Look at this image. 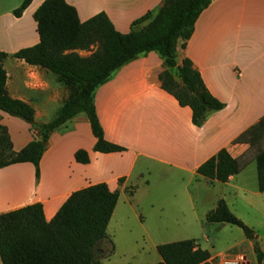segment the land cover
I'll use <instances>...</instances> for the list:
<instances>
[{
  "label": "crops",
  "instance_id": "crops-1",
  "mask_svg": "<svg viewBox=\"0 0 264 264\" xmlns=\"http://www.w3.org/2000/svg\"><path fill=\"white\" fill-rule=\"evenodd\" d=\"M64 1L76 10L80 22L104 13L120 34H127L134 21L156 11L162 3V0ZM22 2L0 0V52L7 55L2 62L5 88L9 97L33 109L35 123L47 124L51 122L49 111L53 109L57 115L68 98V90L51 72L13 58L19 50L39 42L33 14L44 0H32L17 18L13 11ZM184 60L199 73L205 88L224 105L223 109L211 112L201 127L194 126L190 108L179 106L161 88L160 56L153 51L142 54L115 70L93 93V107L103 138L125 151L108 154L94 151L96 139L88 119L82 114L71 118L51 133L39 160L38 177L30 163L0 168V214L40 204L46 222H50L72 193L104 183L111 192H117L118 199L106 238L95 247V258L99 264H123L119 258L123 254L117 255L112 242L115 233L109 235L108 230L113 223L117 226L115 232L122 229V219L116 217L121 197L126 208L133 209L132 181L142 179L150 168H157L161 175V181L154 184L157 191L164 195L179 188L182 200L166 203L159 195L147 198L148 208L156 212L151 217L154 223L150 233L193 237L202 229V220L205 224L227 226L204 220L219 201L251 231L264 222V193L257 189L253 161L225 183H210L196 174L198 167L221 149L235 160L247 157L248 144L234 141L264 117V0H211L196 18L183 47L179 44L176 48L177 64ZM0 125L6 128L13 153L37 137L26 122L2 111ZM78 150L88 154V163L76 162L74 155ZM250 167L253 181H246L245 173ZM184 175L189 176L187 180ZM126 193L131 196L126 197ZM169 220L174 221L172 226ZM252 239L243 234L231 250L248 244L257 264H264V241ZM186 240L194 241L193 238L181 241ZM255 249L262 255L261 261L257 260ZM245 253V249L235 254L209 253V263L242 258L251 264Z\"/></svg>",
  "mask_w": 264,
  "mask_h": 264
},
{
  "label": "trees",
  "instance_id": "trees-1",
  "mask_svg": "<svg viewBox=\"0 0 264 264\" xmlns=\"http://www.w3.org/2000/svg\"><path fill=\"white\" fill-rule=\"evenodd\" d=\"M210 1L162 0L156 11L134 21L127 34H120L104 13L80 22L76 10L64 0H44L33 14L38 44L19 50L13 58L54 74L68 90V98L54 120L47 124L35 123L33 109L7 94L6 72L2 66L7 55L0 52V111L26 122L37 136L19 152L13 153L6 128L0 125V168L30 163L38 177L39 160L51 133L80 114L88 119L96 139L94 151L104 154L125 151V148L103 138L93 107V93L119 67L151 51L163 61L164 70L159 74L161 88L172 95L179 106L189 107L192 124L201 127L211 112L223 109L224 105L209 94L199 73L188 60L177 64L176 42L179 39L183 47L192 33L196 18ZM31 2L23 0L13 11L14 16L20 17ZM152 16L155 17L147 28L138 30ZM93 47H97L95 61L90 69L81 71L80 66L89 60L80 57L77 52L89 51ZM171 72L179 80L176 84L169 78ZM168 78L178 92L164 81ZM196 92L203 98V104L196 98ZM234 142L248 144L247 157L235 160L225 149H221L200 165L196 174L210 183H225L253 161L257 189L264 193V117ZM74 158L80 164L89 162L88 154L83 150H78ZM117 199V192H111L106 184L100 183L72 193L50 222H46L40 204L0 214L1 264H99L95 258V247L106 238ZM204 220L206 223L235 226L242 230L246 238H253L251 229L237 219L223 201H219ZM156 252L161 259L156 264H210L209 253L192 240L158 245ZM255 253L257 260L261 261V253L257 249Z\"/></svg>",
  "mask_w": 264,
  "mask_h": 264
},
{
  "label": "rangeland",
  "instance_id": "rangeland-1",
  "mask_svg": "<svg viewBox=\"0 0 264 264\" xmlns=\"http://www.w3.org/2000/svg\"><path fill=\"white\" fill-rule=\"evenodd\" d=\"M155 15V14H153ZM155 16L150 17L146 20L138 30L147 28V26L153 21ZM177 46L179 45V39L176 42ZM97 47H93L89 51H78V55L82 58H87L89 62L84 63L80 66L81 71L90 69L92 67V62L95 61L94 54L97 52ZM164 67L162 69V72ZM168 73V72H167ZM170 75V73H168ZM178 82L177 77L171 72L169 77ZM165 79L164 81L169 85V87L178 92V89L174 84L170 83V79ZM55 111L53 109L49 111L48 120L52 121L55 118ZM251 167L246 170L245 176L246 181H253L251 175ZM178 177V176H177ZM188 175H184L185 180L188 179ZM156 181H161V175L157 168H150V172L144 174L142 179L137 181H132L134 186H132V195L134 199L132 200V210L126 208V201L123 197L120 198L118 206V214L116 217L122 219V229L116 231V224H111V227L108 230V234L112 235L115 233V239H113L116 245L117 255L123 254L119 258L122 259L123 264H156L160 262V257L156 252V246L179 242L181 240L193 238V240L199 244L201 249L207 250L211 255L218 254H235L240 252V250L245 249V254L250 260L251 264H257L256 258L253 255L252 251L248 248V244L236 247L234 250H231V247L239 242L243 237V232L241 229L235 226H220L218 224H205L203 220L201 221L202 229L197 235L188 236V235H170V236H158L150 233V226L154 223V219L151 217L156 213L148 208L147 198L153 195L164 197L166 203H172L173 201H181V189H170L168 193L162 195V193L157 191V188L154 187ZM193 181H196L193 179ZM255 181V180H254ZM148 183L150 187L146 185ZM126 197H130L131 194L126 193ZM161 200V198H160ZM171 213L173 212L170 209ZM143 217V219L140 218ZM171 226L174 221L169 220ZM254 233V238L251 241L257 240L259 242L264 241V222L260 223L258 226H255L252 230ZM112 240V239H111ZM99 249V248H98ZM97 251V249L95 250ZM99 255V254H98ZM118 259V258H117Z\"/></svg>",
  "mask_w": 264,
  "mask_h": 264
},
{
  "label": "built area",
  "instance_id": "built-area-1",
  "mask_svg": "<svg viewBox=\"0 0 264 264\" xmlns=\"http://www.w3.org/2000/svg\"><path fill=\"white\" fill-rule=\"evenodd\" d=\"M219 264H246L242 258L223 259Z\"/></svg>",
  "mask_w": 264,
  "mask_h": 264
},
{
  "label": "water",
  "instance_id": "water-1",
  "mask_svg": "<svg viewBox=\"0 0 264 264\" xmlns=\"http://www.w3.org/2000/svg\"><path fill=\"white\" fill-rule=\"evenodd\" d=\"M195 96L199 100L200 103H202V104L204 103L203 98L201 97V95L199 94V92H196L195 93Z\"/></svg>",
  "mask_w": 264,
  "mask_h": 264
}]
</instances>
